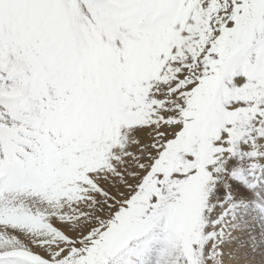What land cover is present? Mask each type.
I'll return each instance as SVG.
<instances>
[{"label": "snow or ice", "instance_id": "1", "mask_svg": "<svg viewBox=\"0 0 264 264\" xmlns=\"http://www.w3.org/2000/svg\"><path fill=\"white\" fill-rule=\"evenodd\" d=\"M0 264H264V0H0Z\"/></svg>", "mask_w": 264, "mask_h": 264}]
</instances>
